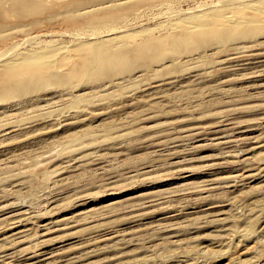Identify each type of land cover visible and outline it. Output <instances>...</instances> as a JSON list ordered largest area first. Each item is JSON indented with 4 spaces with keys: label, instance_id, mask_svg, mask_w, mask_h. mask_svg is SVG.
Masks as SVG:
<instances>
[{
    "label": "rangeland",
    "instance_id": "rangeland-1",
    "mask_svg": "<svg viewBox=\"0 0 264 264\" xmlns=\"http://www.w3.org/2000/svg\"><path fill=\"white\" fill-rule=\"evenodd\" d=\"M22 1L0 8V79L29 80L9 98L0 87V264L51 251L44 264H264V71L243 79L211 67L243 62L219 48L224 16L253 23L230 36L249 34L264 53V0ZM101 48L116 75L73 77ZM49 71L56 78L41 85ZM116 77L128 81L108 83ZM163 84L167 97L145 105ZM156 152L179 163L158 166Z\"/></svg>",
    "mask_w": 264,
    "mask_h": 264
},
{
    "label": "bare ground",
    "instance_id": "bare-ground-1",
    "mask_svg": "<svg viewBox=\"0 0 264 264\" xmlns=\"http://www.w3.org/2000/svg\"><path fill=\"white\" fill-rule=\"evenodd\" d=\"M48 1V0H47ZM50 1H52V0H50ZM2 3H7V4H9V6H11V8L12 9H14V10H19V8L18 7H20V6H22V4L24 3V1H22V0H0V8H1V6H2ZM128 2L127 1H124V2H120V3H118L117 4V6H120V7H123V8H126V7H128V6H125L126 4H127ZM124 5V6H123ZM94 7V6H93ZM93 7H91V8H89V9H92V10H96V8H93ZM38 10H39V8H38ZM92 10H88V11H92ZM258 21H260V22H263L264 21V15L263 16H260V18H258ZM253 23H249V22H246V18L245 17H238V16H234V15H229V16H224L223 18H220L219 20H218V24H217V26L218 27H221L222 28V35L221 36H219V38H218V41H219V43H218V45H219V48L220 49H222V51L223 52H225V54H227V56H230V55H236L235 57H237V55H240V56H238V59H239V61L238 62H241V61H243L242 62V64H239V67H236V68H234L233 66H235V65H231L230 64V61H223V60H226V57H225V59H222L221 61H215V63L211 66L212 68H214L213 69V71L217 74V75H225L226 73H228V74H234V75H237V77H239L240 76V78H243V79H247L248 77L250 78V76L249 75H252V74H254V72H253V70H255L256 69V67H261L262 68V71H264V53H261L260 52V44H257V43H259V42H257V43H255V39L253 38V37H251L249 34H246L245 35V39H244V41H241V42H234L233 40V38H232V36H230L231 35V32L232 31H240V30H242V32H245L251 25H252ZM26 26H27V24H26ZM0 28H2L1 27V25H0ZM1 32V31H0ZM255 43V44H254ZM251 44H254V45H257V47H255V49H254V51H255V53H251L250 52V49L251 48H253V47H251V46H254V45H251ZM249 45H251V46H249ZM142 44H138L137 46H136V50H138V51H140L141 49H142ZM201 49H203V48H201ZM227 52V53H226ZM248 53H250V54H248ZM199 56H197V57H195L196 59H200V57L201 56H203L202 54H198ZM201 55V56H200ZM116 57H115V55L114 56H108V54L106 53V51L103 49V48H101V49H99V50H97V51H95V53H92L91 55H89L85 60H84V62H83V64H82V66L80 65L78 68H77V70L75 71V70H73V77H79V76H90V75H92V74H97L98 72H100L101 70H104V69H106L107 68V70L113 75V77L116 75V74H114V73H112L113 72V70H111V69H109L108 68V66L109 65H111V63L114 61V60H116L115 59ZM229 58V57H228ZM227 58V59H228ZM231 58H233V56L231 57ZM234 59V58H233ZM233 59H232V61H233ZM229 60H231L230 58H229ZM213 62V61H212ZM212 62L210 63V64H212ZM236 62V61H235ZM236 65H237V63H236ZM18 72V71H17ZM259 73V72H258ZM8 75H5L2 79H0V87H3V88H5V94H6V96H5V98H9V97H11L12 96V92H13V88L15 87V86H19V85H21V84H23V83H26V82H28L29 80H24V79H18V74H14V73H7ZM13 74V75H12ZM205 75V74H204ZM207 75V74H206ZM205 75V77H209V75H207L206 76ZM239 75V76H238ZM259 75V74H258ZM233 76V75H232ZM252 76H254V75H252ZM255 77V76H254ZM258 77H260V76H258ZM257 77V78H258ZM54 78H56V76H55V74H53V73H51L50 71L47 73V75H46V77L45 78H42V79H38V81L39 82H41V85H48V84H50V80H53ZM248 78V79H249ZM204 79V78H203ZM255 79V78H254ZM259 79V78H258ZM257 79V80H258ZM114 81H110V82H108V83H111V84H115L116 83V86H120L124 81H128V80H126V78L125 77H116L115 79H113ZM234 80V79H233ZM242 80V79H241ZM260 80V79H259ZM161 81H164V80H161ZM202 81V80H201ZM201 81H199V82H201ZM204 81V80H203ZM154 82H156V81H149L148 83H149V85H152ZM160 82V81H159ZM254 82V81H253ZM259 82V81H258ZM257 82V83H258ZM147 83V84H148ZM157 83V82H156ZM161 83V82H160ZM164 83H165V81H164ZM251 83H252V81H251ZM155 84V83H154ZM157 84H159V83H157ZM255 84V83H254ZM253 84V85H254ZM258 84H260V82L258 83ZM156 85V84H155ZM161 85V84H160ZM102 86H104V85H102ZM102 86H100V87H102ZM159 86V85H158ZM162 86V85H161ZM161 86H159V87H161ZM165 86V84H163V87H161V88H159V89H157L156 91H154V92H152L153 94H154V96H152V95H150V94H152L151 92H149L150 94H148V97L147 96H145V97H143V102H145V105H148V106H154L157 102L156 101H154L155 99H162V97L164 96V94H162L163 93V88H165L164 87ZM256 86H258V85H256ZM150 87V86H149ZM153 87V86H152ZM158 88V87H157ZM246 88H248V87H246ZM258 88V87H257ZM152 89V88H151ZM249 89V88H248ZM259 89H260V86H259ZM152 90H155V88L154 89H152ZM218 90H219V88H218ZM191 89H187V90H185V92H183V93H181V94H183V95H186V96H189L190 94H191ZM219 91H221V90H219ZM235 91H237V93H238V91H239V89L238 90H235V89H231L229 92L230 93H233L234 94V92ZM244 93H245V95H250V94H248V91H244ZM168 94V93H167ZM167 94H165V97H163V100L167 97ZM163 95V96H162ZM152 103V104H151ZM256 120H258V119H256ZM253 121H255V120H253ZM253 123V122H252ZM235 124V123H234ZM233 124V125H234ZM242 124V123H241ZM255 124V123H254ZM22 125V124H21ZM233 125L231 124V126H232V128H233ZM238 125V124H237ZM243 125V124H242ZM224 126V125H223ZM235 126V125H234ZM239 126H240V124L238 125V129H239ZM115 127V125H114V123L113 122H107V123H105V129H108V130H112L113 128ZM237 127V126H236ZM235 127V128H236ZM253 128H254V125L252 126ZM215 128V127H214ZM226 128V127H225ZM231 128V127H230ZM241 128V127H240ZM243 128V127H242ZM224 128H222V130H223ZM244 129V128H243ZM252 129V128H251ZM203 130V129H202ZM201 130V132H204V130L202 131ZM211 130V129H210ZM216 130V129H215ZM214 130V131H215ZM231 130V129H230ZM233 130V129H232ZM231 130V131H232ZM220 131H221V129H220ZM228 131V130H227ZM227 132V134H229L230 133V136L228 137L227 136V138H225V140H224V142H222L221 141V139L219 140V141H221V146H222V144H225V143H227V142H229L228 141V139H230V138H233V137H235L234 135H231V133H234L233 131L232 132ZM243 130H241V132H242ZM245 131H247V130H245ZM244 131V132H245ZM254 131V130H253ZM196 132V131H195ZM194 132V133H195ZM199 132H200V129H199ZM200 132V133H201ZM206 132V131H205ZM208 132V131H207ZM215 132H218V133H220L219 132V129L217 130V131H215ZM222 132H225L224 130L222 131ZM249 132V131H248ZM238 133V132H237ZM193 134V133H192ZM196 134V133H195ZM195 134H193V135H195ZM199 134V133H198ZM198 134H196L197 136H198ZM204 134V133H203ZM215 134V133H214ZM221 134V133H220ZM201 135H202V133H201ZM204 135H206V133L204 134ZM211 135V134H210ZM213 135V134H212ZM223 135H225V137H226V133L224 134L223 133ZM240 135V134H239ZM127 136V135H126ZM178 136V135H177ZM188 136V135H187ZM192 136V135H191ZM208 136H209V134H208ZM216 136H221V135H217V133H216ZM216 136H214V137H216ZM249 136V135H248ZM252 136V135H251ZM131 138H133L134 137V135H133V133L131 134V136H130ZM170 137V136H169ZM174 136H171L170 137V139L171 138H173ZM176 137V136H175ZM179 137H180V135H179ZM183 136L181 135V138H182ZM194 137V136H193ZM192 137V138H193ZM204 137V136H203ZM206 138H208L207 136H205ZM224 137V136H223ZM126 138V137H125ZM178 138V137H177ZM188 138H190L191 139V137L189 136ZM201 137H199V139H200ZM236 138V137H235ZM179 139V138H178ZM184 139H187V137L186 138H184ZM194 139H195V137H194ZM212 139H215V138H213L212 137ZM217 139V138H216ZM173 140V139H172ZM172 140H170L169 141V143H170V145L172 146V144H174V143H172L171 141ZM180 140V139H179ZM179 140H177V141H179ZM189 140V139H188ZM196 140H197V138H196ZM248 140V137L246 136V137H244V136H241V142L243 141L245 144H246V141ZM173 141H176L175 140V138H174V140ZM181 141V140H180ZM180 141H179V143H180ZM193 141V140H192ZM227 141V142H226ZM236 140L234 139V142H235ZM181 142H183V141H181ZM188 142V141H187ZM187 142H186V144H187ZM238 142V141H237ZM240 142V141H239ZM241 142H240V144H241ZM242 142V143H243ZM252 141H250V143H251ZM253 142H254V140H253ZM162 143V142H161ZM176 143V142H175ZM185 143V142H184ZM217 143H218V140H217ZM247 143H248V141H247ZM167 144H168V141H167ZM177 144V143H176ZM176 144H175V147H176ZM182 143H180V144H178V145H181ZM216 144V143H215ZM239 144V145H240ZM160 145V144H159ZM185 145V144H184ZM217 145V144H216ZM227 145V144H226ZM230 145V144H229ZM229 145H227V146H229ZM235 145V144H234ZM239 145H238V147H239ZM254 145V144H253ZM161 146V145H160ZM170 146V147H171ZM174 146V145H173ZM185 146H187V145H185ZM185 146L182 148V149H176V150H174V152H172L171 150V152L172 153H174L175 155H172V157L173 156H178V155H183V154H188V152H189V150L188 149H185ZM241 146L242 145H240V149H242L241 148ZM245 146V145H244ZM246 146H250V144L249 145H246ZM252 146V145H251ZM162 148L164 147H167V145L166 146H161ZM180 147V146H179ZM220 147V146H219ZM225 147V146H224ZM255 147V146H254ZM68 148V147H67ZM160 148V147H159ZM158 148V149H159ZM168 148V147H167ZM226 148H228V147H226ZM231 148V147H230ZM235 149H236V145H235V147H234ZM244 148V147H243ZM246 148V147H245ZM244 148V149H245ZM253 148V147H252ZM161 149V148H160ZM159 149V150H160ZM166 149V148H165ZM164 149V150H165ZM170 149V148H169ZM175 149V148H174ZM238 150H239V148H237ZM250 149H251V147H250ZM158 150V151H159ZM168 150V149H167ZM166 150V151H167ZM222 150H224L225 151V149H223L222 148ZM229 150V149H228ZM170 151L168 150V152L170 153ZM242 151V150H241ZM240 151V152H241ZM244 151V150H243ZM249 151V150H248ZM160 152H163V150L162 151H160ZM159 152V153H160ZM167 152V153H168ZM227 152V151H226ZM231 152V151H230ZM230 152L229 153H227V155L229 156V154H230ZM238 152V151H237ZM250 152V151H249ZM253 152V151H252ZM168 153V154H169ZM234 153V152H233ZM162 154V153H161ZM161 154H158V152H156V154L154 153L152 156H153V158H150L151 159V162H152V160H156L157 161V164H158V166H165V165H169V166H174V165H176V164H178L179 162L178 161H176V162H173L169 157H165V156H167V155H161ZM232 154V153H231ZM241 154V153H240ZM244 154V153H243ZM170 155V154H169ZM168 155V156H169ZM176 156V157H177ZM232 157H233V154L231 155ZM244 156V155H243ZM163 157V158H162ZM171 157V156H170ZM171 157V158H172ZM182 157V156H181ZM180 157V158H181ZM179 158V159H180ZM188 158V157H187ZM179 159H177V160H179ZM186 159V158H185ZM189 159V158H188ZM188 159H186L187 161H189ZM183 161V160H182ZM182 161H180L181 163H183ZM185 161V160H184ZM186 161V162H187ZM150 162V163H151ZM152 163H154V161L152 162ZM180 163V164H181ZM184 164V163H183ZM154 165V164H153ZM60 174V173H59ZM50 180V179H49ZM47 182H49V181H47ZM47 188H49V187H47ZM18 205V204H17ZM207 205H209V204H206V206ZM210 205H211V203H210ZM214 205V204H213ZM216 205V204H215ZM217 206V205H216ZM15 207H17V206H15ZM20 207V206H19ZM210 207V206H209ZM208 207V208H209ZM213 207V206H212ZM215 207V206H214ZM10 208V207H9ZM5 209V208H4ZM11 209V208H10ZM16 209V208H15ZM19 209V208H18ZM206 210V209H205ZM7 211H8V209H7ZM19 211V210H18ZM17 211V212H18ZM23 211V210H22ZM21 211V209H20V211H19V213L18 214H23V212ZM27 211H28V209H27ZM203 211V210H202ZM211 211H212V209H211ZM4 212V211H3ZM9 212V211H8ZM7 212V213H8ZM21 212V213H20ZM29 212H30V210H29ZM207 212V211H206ZM5 213V212H4ZM16 213V212H15ZM28 213V212H27ZM2 214V213H1ZM8 214H11V213H8ZM7 214V215H8ZM14 214V213H13ZM29 214V213H28ZM204 214V213H203ZM27 215V214H26ZM26 215H22V217L23 218H27V217H25ZM30 215H32V214H29V216ZM206 215V214H205ZM212 215H215V214H213V211H212ZM10 216V215H9ZM11 216H12V214H11ZM14 216V215H13ZM17 216V215H16ZM20 215H18V217H19ZM204 215H202L201 217H203ZM3 217H5V216H3ZM15 217V216H14ZM17 217V218H18ZM32 217V216H31ZM205 217V216H204ZM3 219H5V220H8V219H6V218H3ZM2 219V220H3ZM10 219V218H9ZM11 219H12V217H11ZM13 219H15V218H13ZM12 219V220H13ZM29 219V218H28ZM18 220V222L21 220V219H17ZM11 221V220H10ZM22 221H23V219H22ZM26 221V220H25ZM28 221V220H27ZM26 221V222H27ZM9 222V221H8ZM12 222V221H11ZM11 222H9L10 224H11ZM14 222V221H13ZM17 222V221H16ZM24 222V221H23ZM7 222H5L4 224H6ZM25 223V222H24ZM28 223V222H27ZM2 224V223H1ZM3 224V225H4ZM14 224V223H13ZM16 224V223H15ZM18 224V223H17ZM20 224H21V221H20ZM171 224V223H170ZM8 225V224H7ZM12 225V224H11ZM27 225V224H26ZM174 225H175V223H174ZM13 226H15V225H13ZM17 226V225H16ZM25 226V225H24ZM0 227H2V226H0ZM6 227H8V226H4L3 227V229H5L6 230ZM10 227V226H9ZM12 227V226H11ZM48 227H50V228H52L51 226H48ZM162 228L161 229H168L169 227H171V225H169V224H163L162 226H161ZM173 227V226H172ZM27 228V227H26ZM8 229V228H7ZM9 229H12V228H9ZM24 229V230H23ZM23 229L21 228L20 230L22 231L23 230V232L25 231V230H27V229H25L24 227H23ZM0 230H2V228L0 229ZM17 230V229H16ZM30 230V229H29ZM45 230V229H44ZM49 230H51V229H49ZM4 231V230H3ZM15 231V230H14ZM21 231H15L16 233L15 234H17V235H20V233L22 234V232ZM52 231V230H51ZM166 231V230H165ZM170 231V230H169ZM264 231V230H263ZM2 232V231H1ZM0 232V233H1ZM27 233V232H26ZM26 233L24 234V235H26ZM9 234V233H8ZM11 234V233H10ZM7 235V233L5 234V236ZM12 235V234H11ZM16 235V236H17ZM23 235V234H22ZM4 236V238H5V240H6V243H7V241H9L10 242V240H8V238L7 237H5ZM10 236V235H9ZM15 236V235H14ZM19 237H21V235L19 236ZM23 237H26V236H23ZM126 237V236H125ZM125 237H123V238H125ZM7 238V239H6ZM10 238H11V236H10ZM9 238V239H10ZM16 239V238H15ZM19 239V238H18ZM21 239H23V238H21ZM2 240V239H1ZM4 240V239H3ZM11 240H13V238L11 239ZM124 240V239H123ZM126 240V239H125ZM125 240H124V242H125ZM14 241V240H13ZM18 241V240H17ZM22 241L23 240H20V241H18V242H20V243H22ZM120 241V242H119ZM118 242H119V245H120V243L121 242H123V241H121V239L119 240ZM15 242V241H14ZM14 242H11V244L13 243V244H15ZM125 243H128V240H127V242H125ZM11 244H10V246H11ZM12 244V245H13ZM41 245H42V243H40ZM118 244V243H117ZM122 244V243H121ZM6 245V244H5ZM16 245V244H15ZM14 245V246H15ZM123 245V244H122ZM13 246V247H14ZM40 246V245H39ZM43 246V245H42ZM6 247V246H5ZM35 247H37V246H35ZM54 247V246H53ZM6 248H8V247H6ZM12 248V247H11ZM51 248V247H50ZM36 249H39V248H36ZM35 249V250H36ZM6 250L7 249H5V253H6ZM13 250V249H12ZM34 250V251H35ZM44 250V249H43ZM58 250V249H57ZM62 250V249H61ZM37 251V250H36ZM36 251H35V253H36ZM49 251V250H48ZM56 251V250H55ZM42 252V251H41ZM61 252V251H60ZM12 253V252H11ZM15 253V252H14ZM13 253V254H14ZM40 253V252H39ZM39 253H36L35 255L37 256V254H39ZM59 252H57V254H58ZM9 254V253H8ZM13 254H11V255H13ZM32 254H33V252H32ZM1 255V254H0ZM16 255H19V254H16ZM16 255H14V256H16ZM23 255V254H22ZM21 255V256H22ZM26 254H24V256H25ZM30 255V254H29ZM30 256V258L29 259H27V260H25V262L27 261L28 263L27 264H37V263H45V262H47L49 259H51V258H54V257H56L57 255L56 254H54V252H43L42 253V255H40L41 256V260H39V261H37L36 262V259H40V258H38V256L36 257V256ZM62 255V254H61ZM5 256V255H4ZM58 256H59V254H58ZM6 257H7V254H6ZM16 257H18V256H16ZM20 257V256H19ZM23 257V256H22ZM21 257V258H22ZM27 257V256H26ZM29 257V256H28ZM27 257V258H28ZM3 258V257H2ZM8 258V257H7ZM11 258H12V256H11ZM10 258V259H11ZM58 258V257H57ZM24 259H25V257H24ZM16 260V259H15ZM19 260V259H18ZM35 260V262L36 263H34V262H32V261H34ZM1 261V260H0ZM3 261V260H2ZM7 261V260H6ZM5 260H4V262H6ZM9 261V260H8ZM13 261H14V259H13ZM51 261V260H50ZM54 261H57V260H54ZM17 262V261H16ZM21 262V261H20ZM59 262V261H58ZM43 263V264H44ZM6 264V263H5ZM9 264V263H8ZM22 264H24V263H22ZM26 264V263H25ZM49 264V263H48Z\"/></svg>",
    "mask_w": 264,
    "mask_h": 264
}]
</instances>
